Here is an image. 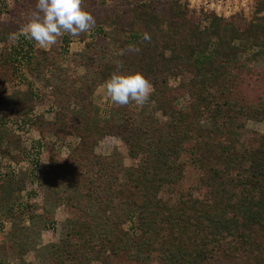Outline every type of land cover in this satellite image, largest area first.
<instances>
[{
  "label": "trees",
  "instance_id": "16d2710c",
  "mask_svg": "<svg viewBox=\"0 0 264 264\" xmlns=\"http://www.w3.org/2000/svg\"><path fill=\"white\" fill-rule=\"evenodd\" d=\"M15 1L9 10L0 7V108H9L14 116L11 124L0 119V145L7 144L0 152L8 157L7 165L17 159L10 154V147L24 151L21 131L32 126L41 141L40 151L47 153L44 176L64 184L58 193L60 203L86 213L90 221L86 230L95 245L130 260L147 261L152 250H159L163 264H207L227 240L250 244L257 229L264 232V145L247 158L232 153L233 140L224 135L217 118L221 109L210 90L204 88L191 99L194 106L196 101L204 105L200 111L207 119L214 118L211 127L196 128L191 122L180 127L178 121L169 120L143 129L133 116L132 101L127 105L112 102L108 119L102 123L92 120L94 90L114 73H141L154 93L170 102L176 99L171 98L170 78L205 67V59L199 57L228 64L243 41L264 49V0L257 1L255 12L263 16L244 29L212 16L210 27L203 30L184 6L171 0H111L91 33L105 34L104 28H110L117 56L98 62L92 52L93 40L87 42L79 62L86 73L63 79V85L52 91L56 111L51 120L35 114L41 101L37 92L13 90L6 96L2 92V84L16 80L19 57L26 59L32 79L40 78L55 61L49 51L41 52L39 58L22 53L17 34L28 23L36 0ZM89 2L92 0H83L84 10ZM213 42L210 57L207 53ZM189 83L198 88L199 81ZM250 116L264 121V98ZM190 132L196 141L189 140ZM110 136L118 137L130 159L138 161L123 169L124 182L112 175V161L95 153L98 139ZM61 147L67 152L64 158L59 156ZM183 152L194 155L199 168V197L182 199L170 207L159 194L181 179L182 168L172 159ZM1 169L0 165V198H9L15 189L3 182L6 178ZM8 174L12 172H5ZM126 221L130 232L121 230ZM64 238V244L54 246L53 261L74 264L66 261L70 239Z\"/></svg>",
  "mask_w": 264,
  "mask_h": 264
},
{
  "label": "rangeland",
  "instance_id": "374dc122",
  "mask_svg": "<svg viewBox=\"0 0 264 264\" xmlns=\"http://www.w3.org/2000/svg\"><path fill=\"white\" fill-rule=\"evenodd\" d=\"M171 1L184 6L201 30L210 27L212 16L232 21L240 29L247 27L249 22L256 23V17L263 16V13H255L258 0H249L245 7L240 6L242 0ZM13 2L16 1L0 0V7L9 10ZM110 4L111 0L89 2L86 11L95 18L96 25L103 19ZM23 29L17 34L22 53L34 54L39 58L41 52L49 51L51 57L55 56V61L40 78L32 79L26 70V59L19 57L15 67L16 80L2 84V92L5 96L13 90L31 89L37 92L41 101L35 114L44 115L48 120L53 119L56 111L52 91L63 85V79L85 75L86 69L79 62L87 42L93 40L92 52L98 62L107 60L111 55L117 56L113 43L114 34L107 27L104 28L105 34H92V29L75 37L62 34L49 48H41L34 40L26 38ZM214 49L213 42L207 56L212 57ZM199 58L205 59V67L200 66L199 70L170 78L168 85L174 94L171 98H176L175 101L167 103L153 89L149 100L143 106H138L135 102L131 105L136 123L143 129H150L157 122L169 120L178 121L180 127L187 122H191L196 128L211 127L214 118L207 119L208 115L200 111L204 105L196 101L194 106L191 99V95L198 96L206 88L213 93V100L220 106L221 117L217 118L222 122L224 135L233 140L232 153L247 158L251 152L264 145V121L250 116L252 109L264 98V49L243 41L239 43L235 59L228 64L213 57L208 60L202 56ZM192 79L199 81L198 88L189 86ZM104 85L102 83L96 87L93 94L92 120L95 123H102L111 115L112 101L107 97ZM69 105L71 111L75 112L73 100ZM13 117L9 108H0L2 121L11 124ZM7 133L14 136L10 131ZM21 133L23 138L20 146L24 151L10 147V154L17 159H11L10 165H7L8 157L2 156L0 152L2 176L7 179L3 182L8 181L11 188L15 189L9 198H0V264H55L52 258L54 246L64 244L65 236L70 239L66 257V261L70 263L163 264L159 260V250H152L150 258L142 262L130 260L126 255H116L106 250L107 248L103 250L100 244L95 245L86 230L90 225L86 213L61 204L58 193L62 192L64 184L55 183L44 176L47 153L40 151L42 146L37 132L32 126H27ZM189 137V140L196 141L193 132H190ZM6 145V141L1 142L0 149ZM59 150V156L64 158L67 154L65 147ZM95 153L112 161V175L119 183L124 182L123 169L138 162L130 159L126 145L118 137L99 138ZM193 157L189 152H183L178 158L172 159L174 164L182 168V176L178 184L164 187L159 194L161 201L167 206L174 207L182 199L199 197L197 188L200 171ZM8 171L12 174L5 175ZM130 226L126 221L121 225V230L130 232ZM253 237L250 244L239 243L234 239L227 240L207 264L264 263V232L257 229Z\"/></svg>",
  "mask_w": 264,
  "mask_h": 264
},
{
  "label": "clouds",
  "instance_id": "9594fccd",
  "mask_svg": "<svg viewBox=\"0 0 264 264\" xmlns=\"http://www.w3.org/2000/svg\"><path fill=\"white\" fill-rule=\"evenodd\" d=\"M83 0H36L23 31L41 48H49L62 34L79 36L96 23L92 14L82 8ZM13 38H15L13 36ZM150 37L145 35V39ZM106 95L114 104L127 105L130 101L143 106L153 91L152 84L139 72L114 73L104 85Z\"/></svg>",
  "mask_w": 264,
  "mask_h": 264
},
{
  "label": "built area",
  "instance_id": "2783aa9c",
  "mask_svg": "<svg viewBox=\"0 0 264 264\" xmlns=\"http://www.w3.org/2000/svg\"><path fill=\"white\" fill-rule=\"evenodd\" d=\"M248 1L249 0H242V2L240 3V6L241 7H245V3H247ZM234 9L237 10V11L239 10V8H237V7H234Z\"/></svg>",
  "mask_w": 264,
  "mask_h": 264
}]
</instances>
